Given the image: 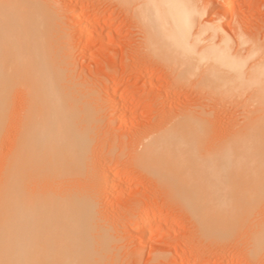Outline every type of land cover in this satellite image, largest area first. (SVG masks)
Here are the masks:
<instances>
[{
    "label": "bare ground",
    "instance_id": "1",
    "mask_svg": "<svg viewBox=\"0 0 264 264\" xmlns=\"http://www.w3.org/2000/svg\"><path fill=\"white\" fill-rule=\"evenodd\" d=\"M60 1L0 0V264H120L122 260L114 240L119 232L116 227V231L100 230L98 224L105 218L98 220L97 197L92 193L95 188L90 190L97 182V171L92 173L94 163L90 161L94 153H90L103 119L105 105L98 95L103 89L91 86L89 79L78 81L73 76L76 66L69 46L77 30L67 29L72 23L62 26L65 14L57 6ZM199 1L112 0L111 20L105 23L113 28V59L119 48L123 53L119 42L126 41L123 39L128 35L126 31L119 39L128 21L122 18L116 25L117 19L121 13L127 19L132 14L145 34L148 54L144 57L154 58L155 54L171 62L176 80L199 77V87L208 95L250 92L256 102V107L252 104L255 114L252 111L251 119L235 130L229 126L233 130L228 131L227 126L229 133H223V140L213 135L216 139L212 142L214 120L207 117L211 115L200 112L201 116L198 110L178 113L169 126L144 142L135 161L162 167L168 184L174 187L170 186L171 195L199 221L205 235L229 239L237 229L249 225L251 231L244 240L246 256L253 264H264V38L245 23L246 9L240 19L229 5L235 14L230 22L226 21L229 13L220 16L221 5L231 4V0H212L208 17V5ZM69 17L82 23L78 27L84 36L99 35L104 28H93L88 19L80 22L76 15ZM57 28L60 35L55 34ZM56 43L63 45V52ZM205 108L200 110L207 114ZM11 131L8 148L4 143L7 145ZM84 183L87 189L82 188ZM159 215V209L151 214L137 213L127 227L145 231ZM184 256L179 264L202 263V256L195 260V253L194 261Z\"/></svg>",
    "mask_w": 264,
    "mask_h": 264
},
{
    "label": "rangeland",
    "instance_id": "2",
    "mask_svg": "<svg viewBox=\"0 0 264 264\" xmlns=\"http://www.w3.org/2000/svg\"><path fill=\"white\" fill-rule=\"evenodd\" d=\"M211 1L212 0L199 1L201 5L204 3H206L204 5H208L206 6L207 17L212 13L213 4L211 3ZM231 1L232 2L230 3L232 5L229 3H227L228 5L224 4L225 7H229V10H226L227 12L222 11L225 7L224 5H221L223 8L221 10L222 14H220V16L226 15L227 17L229 13V18L227 17L228 20L226 19V21L230 22V17L232 15H235L231 14L233 11L239 16L241 14H244L245 16V14L247 13L248 16L246 15V20V16L244 17L241 15L240 17H238L240 19L244 17L245 23L249 26H252L251 28L259 32V34L263 36L262 38H264V0ZM60 2L62 3H58L59 5L57 6L64 8L59 9L62 10L61 12H63V15L65 14V17L63 16L64 19L62 18L64 22L61 20L62 26L66 27L67 25L68 27L72 23L71 29H67H69L70 31H74L73 29H75V31H78H76V33H72V38L70 39L71 45L69 46V50L74 57L73 60L75 59L76 62H74L75 65H73V67L76 66V68H74L75 72L73 73V76L75 77V79L78 78L76 79L78 81H84L85 79V82H87L88 80L86 79H89L88 82H91V86H93V84H96L95 86L98 87V89H103L98 91V95H101L99 96L100 102L102 101L101 104L105 105V107L103 105L104 108L102 113V123H100L99 125V127H102L97 128L100 130L96 129L95 142L97 144L95 142L93 143V146L95 145V148L93 147L94 149H92L90 153V155L92 154V152L94 153L90 156V158L93 156L92 159L94 158V160L90 159V161L91 164L94 163V165H92V173L97 171V174L93 173L94 175L96 174L95 176L97 182L92 183L94 184V187H91V189H89L92 191V189L95 188L93 189L92 193H95L97 190V195L93 193V196L95 195L94 198L97 197V200L94 199V202H98V220H102V218H105L102 221L99 220L100 224L98 225H101L103 228H101L100 230L105 231L108 229L110 230V228L114 230L113 227H116L119 232L117 236L120 239L116 238V240L114 237L115 244L118 245V248L121 250L120 254L123 256L120 257L122 260H124L123 262L122 260H120L119 263L125 264L126 262V264H179L180 262H182L184 255V259H187V261H194L195 253V260H198L200 256H202L201 260L199 259L200 261H202L201 264H251L252 262L250 261L251 259H249L250 257L248 255L246 256L245 253L247 251V243L244 242L245 238V241H247V235L251 231L248 228L249 225L246 226V228H243L245 226H239L240 228L244 229V231L242 229L241 231L237 229L238 231L236 230V232L234 233L235 235L231 236L229 239H217V237L213 235H205L198 224L199 221L195 217H193L191 213H189L190 211L188 212L187 208L182 206L180 201L174 195H171L172 192L170 191V189L172 188L170 186H172V184H168L169 179L164 175L162 167H151L147 164L136 162L135 160H137V153L143 149L145 141L147 144L148 138L153 137V135H155L160 128L162 129L167 125L169 126V124L171 123L170 121H172L174 117H177L175 116L176 114L180 113V115H182L185 114L186 111L189 114L192 112L196 113V111L198 110L197 114L201 115L202 113L203 116L209 114L212 117H215L212 118L211 116H207L208 118H210L209 120L211 122L212 119L215 121H213L214 125L212 123L208 125L207 123L209 127L213 125L210 128L214 130L213 132H211L212 142L213 139L216 138L219 140L221 138V140H223L225 136H227L226 134L229 133L227 132V129L228 131H230V129L232 131L233 128L235 130L236 128L241 127V124L246 123V121L251 119V116L249 117V114H255L253 110L256 107V102L252 96L251 99L250 95L252 94L250 92H247V94L237 93V95L236 93H233V96L231 94H216L217 96H214L210 93V96V94L208 95L207 91H204L200 88L201 86L198 84L199 81L197 82V80H199V77L197 78V76L190 79L184 78L176 80V74H174V71V73L172 72L173 64H171V62L169 63L155 54L154 58L151 56H147V58L144 57L146 54H148L147 49H144L146 47L144 45L145 42H143L145 40V34L132 14H130L128 16L129 19H127L125 18V15L121 13L120 17H118L119 20L117 19V22L119 21V23L116 25H119L122 21H128V25L126 24L127 26H125V29L127 30L123 29V32H121L123 36L120 35V37L122 38L119 39L124 38L126 31V34H128L129 36L126 35L127 38L123 39L126 41L122 42L121 40H118L121 41L119 42V47H122L121 49L124 53V56L121 57L123 53L121 52V50L119 51V48L117 52L118 56L113 59V56L115 57V55L112 50L116 45L113 44V36L110 32L113 28L110 24L107 27L108 24H106L110 22L109 20H111V16L108 14H111L112 12V0H61ZM243 2H246V4ZM229 5L233 7V11H230L231 7ZM74 9H77L76 14H74ZM236 10L241 13L238 12V14ZM244 10L246 11V13H244ZM67 13H69L68 16ZM70 14L71 17H75L76 15V17L80 19V22H85V20L87 21V19L90 20L93 28L95 26L96 29H101L102 27H104L100 30L99 35H96L100 37V39L99 37H97L100 41L98 39L96 40L95 35H92L93 37L91 35H87L88 37L86 35L84 36L81 27H78L82 23L79 24L78 22H76V18H70ZM66 16L69 19H67V21H70L69 24L67 21L65 22V19L67 18ZM94 17H99L100 19L102 18L100 21L101 24L99 23V18L97 21V18L95 20L93 19ZM249 17H251L252 19H249ZM122 18H124V20L121 21ZM105 19L106 21H104ZM104 23L106 24V26ZM92 27L91 29H93ZM58 29L59 28H57L55 34L57 33V35H60L61 33ZM58 32L60 34H58ZM108 36L110 37L108 38ZM84 37H86L87 39H85ZM101 37L103 39H101ZM82 38L84 39L82 40ZM73 39H76L74 40V44H72ZM89 39L91 40L90 42H88ZM121 44L124 47L120 46ZM60 45V43L56 45V48ZM71 47H73V52ZM60 48L63 52V45L60 46ZM145 50L147 53H145ZM143 53L144 55H142ZM156 56H158V59L156 58ZM119 59H122V61L120 62ZM138 61L140 62V64ZM149 61L150 63H148ZM121 64L123 65V67H121ZM115 69H117V71ZM121 69L122 71H120ZM147 69L150 72L152 70L153 71L150 73ZM145 70L148 71L147 74L146 72H144ZM78 72L82 74L79 75ZM119 74H121L122 77ZM85 76L88 78H86ZM194 78L196 79V81ZM188 85H190L191 87ZM252 104H254L255 107ZM115 108L117 109V111ZM200 108L208 109L207 114L206 112H204V110H200ZM221 108L222 110H220ZM213 110V114H215V116H213L212 114ZM209 111L211 114L208 113ZM246 116H248V118H245ZM221 117H223L224 120ZM245 119L247 120L245 121ZM159 121H161L162 123ZM225 122L227 125L224 124ZM229 126L234 127L229 129ZM10 133L11 134L8 135L9 137L7 136L8 139L6 138L7 145L6 143H4L5 147L10 146L11 144L10 140H12V138L10 136L13 137V132L11 131ZM223 133H225V136H223ZM213 135H217L216 138ZM218 141L216 140L215 142ZM104 142L106 143L104 144ZM93 150H95L97 154H95L96 152ZM90 183L88 184L90 185ZM92 184L90 186H93ZM82 186L83 189L88 188V185H85V183ZM166 190H168L170 193L168 194V191ZM157 209L160 210L158 219H156L151 226H148L145 231L141 229L142 234L140 233L141 231L139 232L134 229L133 231L130 230L129 227H127L128 223L133 219L132 217H134L137 213H143V211H145L146 213L147 211V214H151ZM101 226H99V228ZM113 230L111 231H116ZM240 233L244 234L241 235ZM143 234H145V236ZM149 234L152 235L150 236ZM121 246H123V248ZM125 253L127 255L129 253L131 254L127 256ZM133 254H139V256L137 255L136 257ZM187 254L189 256L193 254V256L191 255L188 259ZM197 256L199 257L197 258ZM128 258L130 260H128ZM136 258L138 259V261Z\"/></svg>",
    "mask_w": 264,
    "mask_h": 264
}]
</instances>
